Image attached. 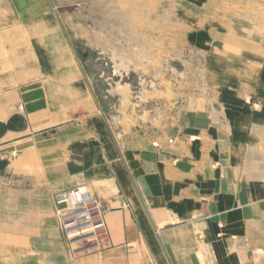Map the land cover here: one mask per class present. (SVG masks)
Here are the masks:
<instances>
[{
    "label": "crops",
    "instance_id": "1",
    "mask_svg": "<svg viewBox=\"0 0 264 264\" xmlns=\"http://www.w3.org/2000/svg\"><path fill=\"white\" fill-rule=\"evenodd\" d=\"M190 1L197 12L199 0ZM205 1L208 19L235 15L226 8L241 10L239 21L223 24L228 33L208 43L209 71L225 97L206 107L190 103L176 134L156 142L133 139L124 150L94 112L59 25L45 17L33 21L30 28L47 23L73 64L71 74L78 72L60 77L52 64L60 79L43 87L45 78L36 77L52 55L48 44L36 51L31 84L41 82L42 108L51 111L54 123L78 111L88 119L37 140V89H27L34 98L24 113L12 98L20 93H0V121L16 113L26 121L24 130L0 138V161L9 162L0 168V264H264V31L252 17L260 16L264 0ZM218 50L221 55L214 54ZM28 141L33 145L14 156ZM35 150L45 155L44 174L27 166ZM78 185L91 187L109 208L107 230L89 248L71 249L56 227L54 197Z\"/></svg>",
    "mask_w": 264,
    "mask_h": 264
},
{
    "label": "rangeland",
    "instance_id": "2",
    "mask_svg": "<svg viewBox=\"0 0 264 264\" xmlns=\"http://www.w3.org/2000/svg\"><path fill=\"white\" fill-rule=\"evenodd\" d=\"M58 1L0 0V93H20L12 98L17 111L24 113L28 102L34 98L27 89H37L36 94L40 99L36 105L40 107L35 110L32 123L36 128L32 135L37 140L60 135L61 129L68 124L85 122L88 119V116L78 111L71 120L54 123L51 111L46 107L42 108L43 99L39 95L42 92L41 82L31 84V78L38 70L36 51H41L42 47L48 44V53L52 55L50 63L41 64L43 71L36 77L45 78V81L48 78V82L42 83L43 87L49 86L54 79H60L50 71L52 64L59 68L60 77H76L78 70L76 69V74H71L73 64L63 56L60 41L50 31L51 28L46 22L38 21L36 27L30 28L37 17L54 19L59 25L83 76L82 81L89 92L94 112L104 119L112 138L122 150L125 143L133 139L156 142L160 138L176 134L181 127L182 114L190 103L194 106L197 103L200 106L202 103L206 107L209 103H218L225 97L221 89L214 85L207 62V51L213 40L219 41L228 33L222 30L223 24L232 19L240 20V7H234L231 11L226 8V12H234L235 15L220 14L217 19H208L211 15H206L205 0H199L198 4L194 1V4L199 6L197 12L191 10L190 0H111L114 4L109 5L106 11H124L120 19L115 20L93 8L95 0H73L83 4L85 15V18L74 20L65 14L63 5ZM210 7L208 9L211 10ZM92 8L97 11L92 13ZM263 10L264 5L256 13L260 15L256 20L261 23L264 31ZM122 16L126 20H123ZM105 20L104 27L102 21ZM213 22L219 25L218 30H212ZM123 23L125 26L129 25L125 27ZM90 28L98 31L105 28L104 33L107 34L109 43L112 42L108 48L110 46L116 49V52L123 50L120 53L128 58L131 66L129 72L123 71L124 75L116 73L112 50H105L98 43L89 45L87 37ZM233 32L237 34V31ZM214 54L221 55L219 50ZM118 82H128L131 85L126 101L120 92L111 91ZM60 118L67 117L64 113ZM24 143L33 145V142L29 141ZM14 151V156H17L18 148ZM35 152L36 156L27 166H37L38 172L44 174L42 160L45 163V155L41 156L40 150ZM55 155L61 156V152ZM42 184L43 181L40 182V185ZM50 197L53 198L52 195ZM103 206L104 221L109 208L104 204ZM53 217L57 229L63 231L55 208ZM106 230L104 224L97 234L100 235ZM63 233L71 249L80 248L84 244L72 243V237L78 233L70 234V237L64 231ZM94 241H97V235L89 238L87 245Z\"/></svg>",
    "mask_w": 264,
    "mask_h": 264
},
{
    "label": "built area",
    "instance_id": "3",
    "mask_svg": "<svg viewBox=\"0 0 264 264\" xmlns=\"http://www.w3.org/2000/svg\"><path fill=\"white\" fill-rule=\"evenodd\" d=\"M262 20L264 22V10ZM54 204L60 226L67 236L78 233L72 237V243L83 242L82 249L89 248L87 240L95 237L105 224L102 218L104 206L94 192L85 185H78L59 192Z\"/></svg>",
    "mask_w": 264,
    "mask_h": 264
},
{
    "label": "bare ground",
    "instance_id": "4",
    "mask_svg": "<svg viewBox=\"0 0 264 264\" xmlns=\"http://www.w3.org/2000/svg\"><path fill=\"white\" fill-rule=\"evenodd\" d=\"M113 1V0H112ZM111 0H95V2L93 3V8H97L103 15H105L106 17H109V18H115V20L116 19H120V16L122 15L121 13H122V11L123 10H121V11H113V13L112 12H109V11H106V9H109L108 7H109V5H111V4H114L113 2H112ZM58 2H60L61 3V5H63V9H64V12H65V14L67 15V16H69V18H71V19H76V18H78V19H82V18H85V15H84V12H83V4H81V3H79V1H77V2H74L73 0H59ZM67 2H69V3H67ZM116 2V1H115ZM113 7H115V6H113ZM92 8V10H91V12L92 13H94V12H96L97 10H94ZM117 10V9H116ZM124 12V11H123ZM126 12V11H125ZM124 16H125V14H124ZM252 17L253 18H255V19H257V17H256V15H252ZM122 18H123V16H122ZM125 18H123V20H124ZM130 19V18H129ZM134 19V18H133ZM122 20V19H121ZM126 20V19H125ZM131 20V19H130ZM129 20V21H130ZM100 21V20H99ZM260 21V20H259ZM110 22V21H109ZM117 22H120V21H117ZM122 22V21H121ZM262 22V21H261ZM106 23V20L105 21H102V24L104 25V27H105V24ZM111 23H113V22H111ZM130 23V22H129ZM261 24V23H260ZM264 24V23H263ZM121 25V24H120ZM123 25H124V23H123ZM129 25V24H128ZM128 25H126V26H128ZM125 26V25H124ZM123 26V27H124ZM125 26V27H126ZM264 26V25H263ZM124 27V28H125ZM129 28V27H128ZM127 28V29H128ZM123 29V28H122ZM126 29V30H127ZM125 30V31H126ZM104 31H105V28L104 29H102V31L100 30V31H98L97 29H94V28H90V30H89V32H88V42H89V45H91V46H94V44H100V45H102L103 46V48L105 49V50H107V49H110V50H112L114 53H113V61H114V63H115V66H116V73L117 74H123L124 75V73H123V71H126V72H129L130 71V69H131V66H130V63H129V61H128V58L127 57H125L123 54H122V52L120 53V51L122 50H120L119 52H116V49H112V48H110V46H109V48H108V45H110V43H112V42H110L109 43V39H108V36H107V34L106 33H104ZM123 34V33H122ZM132 34V33H131ZM131 34H129V35H131ZM126 35V34H125ZM133 40V39H132ZM113 41V40H112ZM132 44V41H130V45ZM123 45V44H122ZM113 46H115V44L113 45ZM129 46V45H128ZM117 47H118V45H117ZM132 47V46H131ZM114 48V47H113ZM123 51V50H122ZM8 52V51H7ZM4 71V70H3ZM130 90H131V85L127 82L126 84H123L122 82H118V84L115 86H113V88H112V92H116L117 91V93L118 92H120L122 95H123V98H124V101H126L127 99H128V92H130ZM10 103V102H9ZM8 104V103H7ZM6 104V105H7ZM2 105H3V103H2ZM14 106V105H13ZM2 108H4V106L2 107ZM1 109V108H0ZM3 114H1V116H2ZM19 115H21V114H19ZM22 116V115H21ZM96 183V182H95Z\"/></svg>",
    "mask_w": 264,
    "mask_h": 264
},
{
    "label": "water",
    "instance_id": "5",
    "mask_svg": "<svg viewBox=\"0 0 264 264\" xmlns=\"http://www.w3.org/2000/svg\"><path fill=\"white\" fill-rule=\"evenodd\" d=\"M26 127V121L23 118V116L19 114H14L7 122H2L0 121V138L5 135V133L8 130H13V131H22ZM29 143H24L19 145L18 151L22 150L23 148L29 146ZM7 160L0 161V168H4L5 166L8 165Z\"/></svg>",
    "mask_w": 264,
    "mask_h": 264
}]
</instances>
